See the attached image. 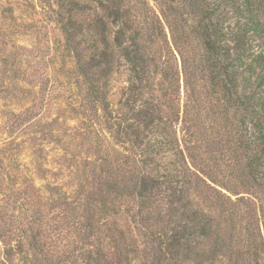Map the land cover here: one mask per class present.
<instances>
[{"label": "trees", "instance_id": "obj_1", "mask_svg": "<svg viewBox=\"0 0 264 264\" xmlns=\"http://www.w3.org/2000/svg\"><path fill=\"white\" fill-rule=\"evenodd\" d=\"M44 3L75 76L78 93L68 105L84 130L109 143L85 159V184L71 163L72 191L44 187L55 230L78 231L80 242L95 248L84 264H100L106 254L99 233L107 228L104 240L116 244L112 226L126 204L164 264H264V0ZM34 15L1 24L0 39L34 29ZM83 30L92 39L87 55L76 39ZM122 62L126 84L115 102L110 76ZM33 107L11 113L16 126ZM30 153L46 172L42 149ZM8 158L0 151V170L20 182V199L38 195L31 176L6 170ZM122 236L135 255L136 243Z\"/></svg>", "mask_w": 264, "mask_h": 264}, {"label": "rangeland", "instance_id": "obj_2", "mask_svg": "<svg viewBox=\"0 0 264 264\" xmlns=\"http://www.w3.org/2000/svg\"><path fill=\"white\" fill-rule=\"evenodd\" d=\"M44 2L0 0V25L10 23V19H16L14 24L19 25L36 12L34 29L17 28V34L12 38L0 39L5 44L0 47V151L9 155L4 161L6 170L11 174L21 171L23 177L31 176L35 187L40 190L38 195L32 192L27 199L21 200L18 190L24 188L20 182L15 181L14 176L5 177L6 172L0 170V264H84L87 252L95 250L80 242L78 231L55 230L59 225L54 221L56 213L50 211L44 190L47 184H53L72 191L75 180L73 170L68 167L71 163L79 167L78 178L85 184L86 176L81 173L85 159L94 153L95 148L107 150L109 144L105 146L84 130L85 124L81 125L82 122L75 118L78 109L68 105L78 93L74 87L75 76L68 72L70 61L59 43V32L51 22H47L49 14ZM6 7L12 8L13 13L2 12ZM76 39L80 51L87 55L91 37L83 30ZM17 61L22 69L17 67ZM61 61L66 65L63 66ZM117 69L110 76L115 102L121 99L120 89L127 78L123 62ZM41 88L44 89L42 92ZM28 106H34L31 118L24 125L16 126L11 113L18 114ZM110 144V148H117L113 142ZM31 148L42 149V167L46 172H38ZM92 170L93 166L86 169L91 180ZM44 175L45 178L41 179ZM127 209L130 210L126 212ZM81 213L82 210L76 213V222L80 221L77 217ZM132 214V205L120 207L118 215L121 221L112 226L111 232L116 244L112 239L104 240L107 228L102 227L98 237L101 238L102 253L106 255L100 264H164L154 243L150 242L147 230L141 228L138 218L134 222ZM123 233L129 234L132 242L136 243L135 255L128 253L131 245L130 241L123 242ZM96 239L92 240L97 245ZM19 247L23 251L21 255L17 254Z\"/></svg>", "mask_w": 264, "mask_h": 264}]
</instances>
